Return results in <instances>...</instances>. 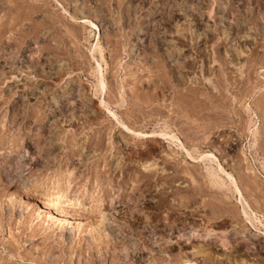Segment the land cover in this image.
<instances>
[{"label":"rangeland","instance_id":"obj_1","mask_svg":"<svg viewBox=\"0 0 264 264\" xmlns=\"http://www.w3.org/2000/svg\"><path fill=\"white\" fill-rule=\"evenodd\" d=\"M98 69L119 120L264 213V0H0V264H264L230 189L98 106Z\"/></svg>","mask_w":264,"mask_h":264},{"label":"bare ground","instance_id":"obj_2","mask_svg":"<svg viewBox=\"0 0 264 264\" xmlns=\"http://www.w3.org/2000/svg\"><path fill=\"white\" fill-rule=\"evenodd\" d=\"M98 66H99V64H98ZM96 74H97V76H96L97 81H96L95 85H96V87L99 90V91L98 90L97 91L100 92V95L98 97V101H99L98 106H100V107L102 106L109 113H111L118 120V123L121 126V128L124 131H126V132H131L135 136L136 139H140L141 140V139H146V138H149V137H155V138H158L159 140H161L163 142L166 141L167 143H170V144L176 146V148H178V150L180 149L181 152H184L185 153V157L189 161H191L192 163H199L200 167H197L195 172H197L199 174H202V177L206 178L207 182L209 184H211L213 187H215V189H216V192H215L216 195L214 196V199L216 201L215 202V206L219 205V199H222L220 201L224 202V204H225V202L228 203L227 199H225L224 197L223 198H219V190L226 189V188L230 189L229 191H231V193H232L231 196H233L232 202H234V204L237 205L236 207H238L239 215L242 217V220H244L247 224H249L250 227L254 230V232H256L257 234H259L261 236H264V213L257 212L251 206L249 200L245 197V195L243 194V192H242V190H241V188L239 186V183L237 181V177L231 172V170L230 171L227 170L225 168L224 164L220 160H218V158L216 156H214L212 153L198 154L196 156L193 155V153L188 148L185 147V145L182 142V140L179 139V137H177L176 135H174V133H172V131H167L168 129L166 130V129H160L159 128L158 130L152 129L149 132H140V131H135L132 128H130L129 126H127L126 124H124L111 111V109L109 107V103L106 100L105 92H103V90L106 87V82H107L106 76L104 75L103 71L100 70V69H98ZM245 108H247L246 111L247 110L250 111V114L253 113L252 109L250 108V104H246ZM257 131H258L257 129L252 130L251 131L252 135L255 136V133ZM173 154H174V152H173ZM167 155H170V154H167ZM138 156H139V154H138ZM206 159H207V162H206ZM151 163L143 164L141 166L142 167L141 168L142 169L141 170L142 171V177H146V178L149 179L150 177H153V175L155 176V174L158 173L155 170V166L153 164H151ZM243 169H244V171L245 170H250L251 171V169L249 167V163H246V166L243 167ZM252 172L253 171H251V173ZM249 176H251V175H249ZM252 177H253L254 180L257 178L254 172H253ZM192 180H194V179H192ZM148 182H149V180H148ZM194 182H196V181H194ZM226 198H227V196H226ZM230 204H233V203L230 202ZM232 206H234V205H232ZM209 232L210 231H207V232L205 231L203 233V232L197 231L196 229L195 230H191V231L189 230V234H186V232H185V235H188V236H186V238L184 237V239L189 238L190 237L189 235H192V236H203V238L204 237L207 238L209 236V234H210ZM224 244H226V243H224ZM194 252H197V251L194 250ZM180 264H196V263H194V262L186 263L185 262V263H180Z\"/></svg>","mask_w":264,"mask_h":264}]
</instances>
